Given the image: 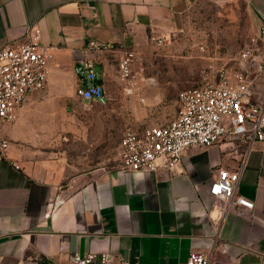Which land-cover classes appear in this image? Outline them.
I'll list each match as a JSON object with an SVG mask.
<instances>
[{"label":"crops","instance_id":"crops-1","mask_svg":"<svg viewBox=\"0 0 264 264\" xmlns=\"http://www.w3.org/2000/svg\"><path fill=\"white\" fill-rule=\"evenodd\" d=\"M237 1L259 34L264 0H0V50L37 26L53 55L46 87L66 74L77 86L89 42L114 43L95 53L107 92L115 56L173 28L196 2ZM33 94L2 129L10 147L0 157V264H70L74 251H109L116 260L107 264H185L192 251L211 254L210 264H264V141L252 145L239 184L254 207L223 214L210 187L219 168L238 167L236 143L192 148L175 171L126 172L48 145L40 122L63 98Z\"/></svg>","mask_w":264,"mask_h":264},{"label":"built area","instance_id":"built-area-1","mask_svg":"<svg viewBox=\"0 0 264 264\" xmlns=\"http://www.w3.org/2000/svg\"><path fill=\"white\" fill-rule=\"evenodd\" d=\"M264 25L253 36L251 45L242 49L238 68L210 63L199 83L178 95L179 109L167 125L142 130L128 129L120 147V162L115 166L126 172L160 169L175 171L187 151L209 147L228 138L236 143L238 167L219 168L210 193L223 214L238 207L252 209L254 202L239 192L245 161L252 145L264 141ZM115 49L114 43L91 40L90 56L77 58L81 66L76 96L87 102L108 100L102 76L96 67L95 53ZM135 52L124 51L118 66L125 81L136 79ZM50 47L43 44L41 30L31 26L23 39L8 43L0 50V157H5L10 140L2 133L5 125L17 120L19 110L31 94L44 90L50 76ZM20 168L19 165H15ZM61 200L58 202V204ZM116 260L109 251H74L70 264H107ZM211 254L192 251L185 264H210ZM126 264V262H122Z\"/></svg>","mask_w":264,"mask_h":264},{"label":"rangeland","instance_id":"rangeland-1","mask_svg":"<svg viewBox=\"0 0 264 264\" xmlns=\"http://www.w3.org/2000/svg\"><path fill=\"white\" fill-rule=\"evenodd\" d=\"M253 36L251 11L245 2H196L173 28L150 33L139 48L128 50L136 54L134 81L122 79L120 57H114L107 102L80 100L68 74L61 84L35 92L30 98H63L51 104L53 119L40 122L44 132L40 137L56 149L63 146L75 157L115 167L128 129L170 123L179 109V93L199 83L210 63L237 69L240 53L251 45Z\"/></svg>","mask_w":264,"mask_h":264}]
</instances>
